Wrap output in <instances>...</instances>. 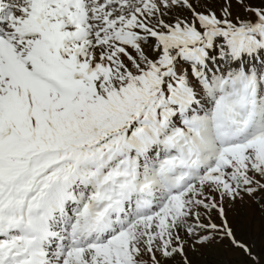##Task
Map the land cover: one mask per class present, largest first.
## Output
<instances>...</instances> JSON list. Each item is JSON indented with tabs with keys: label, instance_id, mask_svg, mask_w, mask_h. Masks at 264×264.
I'll return each instance as SVG.
<instances>
[{
	"label": "snow or ice",
	"instance_id": "snow-or-ice-1",
	"mask_svg": "<svg viewBox=\"0 0 264 264\" xmlns=\"http://www.w3.org/2000/svg\"><path fill=\"white\" fill-rule=\"evenodd\" d=\"M248 201L264 0H0V264H264Z\"/></svg>",
	"mask_w": 264,
	"mask_h": 264
},
{
	"label": "rangeland",
	"instance_id": "rangeland-1",
	"mask_svg": "<svg viewBox=\"0 0 264 264\" xmlns=\"http://www.w3.org/2000/svg\"><path fill=\"white\" fill-rule=\"evenodd\" d=\"M252 2L259 4V0ZM229 219L236 227L238 238L251 246L255 253L264 257V211L251 201L237 203L229 210ZM190 257L192 264H251L242 252L227 246V241L224 245H214L190 253Z\"/></svg>",
	"mask_w": 264,
	"mask_h": 264
}]
</instances>
